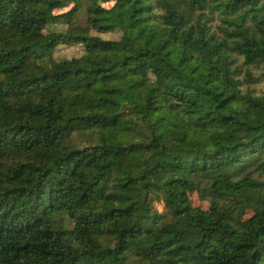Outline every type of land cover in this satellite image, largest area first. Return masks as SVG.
Wrapping results in <instances>:
<instances>
[{
    "label": "trees",
    "instance_id": "16d2710c",
    "mask_svg": "<svg viewBox=\"0 0 264 264\" xmlns=\"http://www.w3.org/2000/svg\"><path fill=\"white\" fill-rule=\"evenodd\" d=\"M262 82L264 0H0V264H264Z\"/></svg>",
    "mask_w": 264,
    "mask_h": 264
},
{
    "label": "rangeland",
    "instance_id": "374dc122",
    "mask_svg": "<svg viewBox=\"0 0 264 264\" xmlns=\"http://www.w3.org/2000/svg\"><path fill=\"white\" fill-rule=\"evenodd\" d=\"M55 27H59V26H55ZM116 34L117 33H107V34H104V36L105 37H115ZM80 50H81V48L77 45L60 46V48L55 52V55L56 56L71 57V56L78 55L80 53ZM263 87H264V82L257 84L256 90L259 91ZM76 144H79L82 147L85 145V141L83 138L78 136L76 138ZM190 198H191V201L194 205H199V206L204 207V208L208 205L207 200L200 199L199 196L197 195V192L191 193ZM156 206L159 210H162V204L156 203ZM250 214H251V211L245 212V214L243 215V218H245L246 216H249ZM66 224L68 227H70L72 225V222L69 219H66Z\"/></svg>",
    "mask_w": 264,
    "mask_h": 264
}]
</instances>
